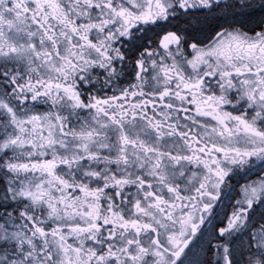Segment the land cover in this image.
<instances>
[{
	"label": "snow or ice",
	"instance_id": "obj_1",
	"mask_svg": "<svg viewBox=\"0 0 264 264\" xmlns=\"http://www.w3.org/2000/svg\"><path fill=\"white\" fill-rule=\"evenodd\" d=\"M0 264H264V0H0Z\"/></svg>",
	"mask_w": 264,
	"mask_h": 264
}]
</instances>
